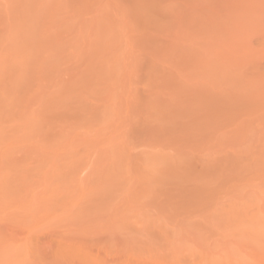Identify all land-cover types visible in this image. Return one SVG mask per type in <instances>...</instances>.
<instances>
[{
	"label": "rangeland",
	"instance_id": "obj_1",
	"mask_svg": "<svg viewBox=\"0 0 264 264\" xmlns=\"http://www.w3.org/2000/svg\"><path fill=\"white\" fill-rule=\"evenodd\" d=\"M0 65V132L16 126L0 134V264L241 263L253 249L264 0H0Z\"/></svg>",
	"mask_w": 264,
	"mask_h": 264
},
{
	"label": "bare ground",
	"instance_id": "obj_2",
	"mask_svg": "<svg viewBox=\"0 0 264 264\" xmlns=\"http://www.w3.org/2000/svg\"><path fill=\"white\" fill-rule=\"evenodd\" d=\"M25 20H26V19H25ZM26 22H27V21H26ZM20 24H21V23H20ZM23 24H24V23H23ZM28 24H29V23H28ZM16 26H17V25H16ZM19 26H20V25H19ZM21 27H22V26H21ZM18 28H19V27H18ZM14 29H15V28H14ZM22 29H23V28H22ZM24 29H25V28H24ZM50 29H51V27H50ZM15 30L18 31V30H20V29L17 30V27H16ZM20 31H21V30H20ZM14 32H15V31H14ZM25 32H26V30H25ZM25 32H24V34H25ZM27 32H28V31H27ZM29 32L31 33V31H29ZM29 32H28V34H29ZM15 33H17V32H15ZM22 33H23V32H22ZM13 34H14V33H13ZM24 34H23V35H24ZM28 34H27V36H28ZM43 34H44V33H43ZM15 36H16V35H15ZM30 36H31V35H30ZM30 36H29V38H30ZM32 36H34V35L32 34ZM35 36L37 37V35H35ZM36 37H35V41L38 40V39L36 40ZM45 37H46V36H45ZM10 38H11V37H10ZM15 38H16V37H15ZM21 38H22V37H21ZM38 38H39V37H38ZM33 39H34V37H33ZM8 40H10V39H8ZM8 40H7V41H8ZM13 40H14V39H13ZM15 40H16V39H15ZM17 40H19V38H18ZM23 40H24V39H23ZM23 40H22V41H23ZM31 40H32V38H31ZM46 40H47V39H46ZM46 40H45V41H46ZM7 41H5V42H7ZM28 41H30V40L28 39ZM28 41H25V42H28ZM38 41H39V40H38ZM43 41H44V40H43ZM45 41H44V42H45ZM16 42H17V41H16ZM8 43H9V42H8ZM19 44H20V43H19ZM21 44H22V43H21ZM4 45H5V44H4ZM4 45H3V46H4ZM7 45H8V44H7ZM7 45H6V46H7ZM9 45H10V43H9ZM9 45H8V46H9ZM23 45H24V44H23ZM33 45H34V44H33ZM24 46H27V45H24ZM19 47H20V50H21V45H19ZM28 47H30V45H29ZM6 48H7V47H6ZM8 48H9V47H8ZM8 48H7V49H8ZM7 49H6V50H7ZM22 50H23V48H22ZM9 51H10V50H9ZM13 51H14V50H13ZM13 51H12V52H13ZM15 51H16V50H15ZM17 51H18V50H17ZM23 51H24V50H23ZM23 51H22V52H23ZM49 51H50V50H49ZM10 52H11V51H10ZM8 53H9V52H8ZM16 54H18V53L16 52ZM20 54H21V53H20ZM22 54L24 55V52H23ZM48 54H50V53H48ZM7 55H8V54H7ZM7 55H6V56H7ZM11 55H13L12 57H14V54H11ZM28 56H29V54H28ZM25 57H26V56H25ZM46 57H47V56H46ZM49 57H50V56H49ZM10 58H11V57H10ZM21 58H22V57H21ZM4 60H5V59H4ZM4 60H3V61H4ZM7 60H8V59H7ZM9 60H10V59H9ZM15 60H16V59H15ZM13 61H14V60H13ZM13 61L11 60L12 64L15 65L16 63H14ZM19 61H20V60H19ZM4 62H5V61H4ZM9 64H10V63H9ZM17 64H18V63H17ZM17 64H16V66L19 65V64H18V65H17ZM14 65H13V66L11 65V66L14 67ZM0 66H2V65H0ZM6 66L11 67V66L8 65V64H7ZM4 67H5V65H4ZM8 67H7V68H8ZM21 67H22V66H21ZM17 68H18V67H17ZM23 68H24V67H23ZM23 68H21V69H23ZM12 69H13V68H12ZM15 69H16V67H15ZM0 70H2V69H0ZM8 70H10V69H8ZM2 71H3V70H2ZM6 72H7V71H6ZM12 72H13V71H12ZM20 72H21V71H20ZM8 73H9V71H8ZM0 74H2L1 77H3V76L6 77V74L3 75L4 72L2 73V72L0 71ZM10 74H11V73H10ZM13 74H14V73H13ZM13 74H12V75H13ZM9 76H10V75H9ZM9 76H8V77H9ZM13 77H14V76H13ZM13 77H12V78H13ZM16 77H17V76H16ZM9 78H10V77H9ZM12 78H11V79H12ZM13 79H14V78H13ZM3 80H5V79L3 78ZM10 81H11V80H10ZM13 82H14V80H13ZM10 84L12 85V84H14V83H10ZM15 84H16V82H15ZM11 85H10V87H11ZM17 85H18V84H16V87H17ZM13 87H14V86H13ZM10 90L12 91V88H10ZM13 90H14V89H13ZM15 90H16V89H15ZM17 90H18V89H17ZM17 90H16V91H17ZM12 93H13V92H12ZM15 93H16V92H15ZM15 93H14V94H15ZM16 94H17V93H16ZM12 97H13V96H12ZM255 98H256V97H255ZM248 99H249V98H248ZM251 100H252V99H251ZM1 101H2V100H1ZM249 101H250V100H249ZM252 101H253V100H252ZM248 106H250V105H248ZM251 106H252V105H251ZM250 108H251V107H250ZM249 110H250V111L253 110V106H252V108L249 109ZM249 110H247V111L250 112ZM1 111H2V110H1ZM3 111H4V110H3ZM7 111H8V110H7ZM9 111H10V110H9ZM9 111H8V112H9ZM15 111H17V110H15ZM18 111H20V110H18ZM18 111H17L16 113H18ZM30 111H31V110H30ZM30 111H29V113H30ZM5 112H6V111H5ZM20 112H22V111H20ZM33 112H34V111H33ZM248 112H247V113H248ZM2 113H3V112H2ZM13 113H14V111H13ZM24 113H25V110H24ZM250 113H251V112H250ZM250 113H248V114H250ZM3 114H4V113H3ZM9 114H10V113H9ZM18 114H19V113H18ZM30 114H31V115L33 114L32 111H31ZM4 115H5V114H4ZM6 115H7V114H6ZM15 115H16V114H15ZM26 115H27V114H26ZM26 115H25V116H26ZM31 115H30V116H31ZM12 116H13V115H12ZM16 116L18 117V115H16ZM30 116H28L29 119L32 118L31 120H33V117H32L33 115L31 116V118H30ZM8 117H10V116H8ZM19 117H20V118L22 117L21 114H20ZM10 118L12 119V117H10ZM23 118H24V117H23ZM25 118L27 119V117H25ZM18 119H19V118H18ZM18 119H17V120H18ZM12 120H13V119H12ZM17 120H16V123H17ZM23 120H25V119H23ZM20 121H21V119H20ZM25 121H26V120H25ZM25 121H24V122H25ZM13 122L15 123V120H13ZM13 122H12V125L14 124ZM21 122H23V121H21ZM27 122H28V121H27ZM30 122H31V121H30ZM30 122L28 123V125L32 124V123H30ZM32 122H33V121H32ZM18 123H19V124H17V125H18V126H19V125L21 126V124H20L19 121H18ZM25 123H26V122H25ZM23 125H24V124H23ZM130 125H131V124H130ZM20 126H19V127H20ZM31 126H32V125H31ZM31 126H30L29 128H31ZM132 126H133V125H132ZM0 127H1V126H0ZM9 127H12V128H9ZM9 127H6L7 132H8V129H11L12 131H14L13 129H15L14 127H16V126L14 125V127H13V126H11V123H10V126H9ZM21 127H22V126H21ZM27 127H28V126H27ZM17 128H18V127H17ZM25 128H26V127H25ZM29 128H27L28 130H27V129H24V132H20V131H19V132H20V133H26V134H27V132L30 131ZM2 129H3V128H1V131H2L4 134L7 133V132H4V131H6V130L3 129V130H4V131H3ZM19 130H20V129H19ZM25 130H26V132H25ZM22 131H23V128H22ZM144 131H145V130H144ZM2 132H0L1 135H2ZM14 132H16V129H15ZM17 132H18V129H17ZM11 133H12V132H11ZM145 133H146V132H144L143 134H145ZM8 134H9V133H8ZM13 134H14V133H13ZM141 134H142V133H141ZM148 134H149V133H148ZM9 135H11V134H9ZM22 135H23V134H22ZM25 136H26V135H25ZM9 137H11V136H9ZM141 137H142V136H141ZM147 137H148V135H147ZM143 139H144V138H143ZM143 139H141V140H143ZM148 139H149V138H148ZM152 139H153V138H152ZM160 139H161V138H160ZM160 139L158 138L157 140H160ZM150 140H151V137H150ZM145 141H146V140H145ZM148 141H149V140H148ZM148 141H147V143H148ZM152 141H153V140H152ZM152 141H150V142H151L152 144H154ZM158 142H159V141H158ZM160 143H162V142L160 141ZM160 143H159V144H160ZM145 144H146V142H145ZM152 144H151V146H152ZM149 145H150V144H149ZM149 145H147V146H149ZM155 145H156V143H155ZM13 147H16V146H13ZM152 147H154V146H152ZM152 147H150V148H152ZM155 147H156V146H155ZM150 148H149V149H150ZM6 149H8V150L10 151L9 148H6ZM14 149H15V148H14ZM17 149H18V148H17ZM154 149H155V148H154ZM248 149H249V148H248ZM8 150H7V152H9ZM11 150H13V148H12ZM257 151H258V150H257ZM7 152H6L5 154H7ZM16 152H17V151H16ZM248 152H250V151H248ZM251 152H252V151H251ZM1 153H2V152H1ZM11 153H12V151H11ZM11 153H9V154H7V155L10 156ZM227 153H228V152H226V154H227ZM5 154H4V156H5ZM147 154H148V153H147ZM247 154H248V153H247ZM257 154H258V156H257V158H255L254 160L252 159V157H250V160H248V162H247V166H249L250 164L252 165L253 163H254V164L256 163L255 166H257V167H256L255 169H258L260 172H262V170H261L262 167H261V166L264 165V163H263V165H262V162L264 161V159L261 158L262 161H259V160H260L259 152H257ZM250 155H251V154H250ZM250 155H248V156H250ZM0 156H1V155H0ZM146 156H147V155H146ZM146 156H145V157H146ZM248 156H246V157H248ZM7 157H8V156H7ZM7 157H6V158H7ZM145 157H144V159H145ZM228 157H229V156H228ZM0 158H1V157H0ZM3 158H4V157H3ZM6 158H4V159H6ZM8 158H9V157H8ZM201 158H202V157H201ZM201 158H200V159H201ZM129 159H130V158H129ZM203 159H204V158H203ZM225 159H226V158H225ZM219 160H220V159H219ZM219 160H218V161H219ZM200 161H201V160H200ZM202 161H203V160H202ZM223 161H224V159H223ZM223 161H222V162H223ZM226 161H227V160H226ZM226 161H225V162H226ZM228 161H229V160H228ZM228 161H227V162H228ZM127 162H128V161H127ZM127 162H126V163H127ZM260 162H261V163H260ZM128 164H129V163H127L126 165L128 166ZM133 164H134V163H133ZM142 164H143V163H142ZM142 164H141V165H142ZM144 164H145V163H144ZM144 164H143V165H144ZM228 164H229V163H227L226 165H228ZM254 164H253V165H254ZM259 164H260V166H259ZM124 165H125V163H124ZM130 165H131V164H130ZM145 165H146V164H145ZM127 166H125V167H127ZM201 166H202V165H201ZM201 166H199V167H201ZM129 167H130V166H129ZM202 167H204V166H202ZM202 167H201V168H202ZM251 167H252V166H251ZM251 167H249V168H251ZM263 167H264V166H263ZM127 168H128V167H127ZM145 168H146V167H145ZM253 168H254V167H253ZM128 169H129V168H128ZM128 169L125 168L126 171H127ZM147 170L149 171L148 167H147ZM147 170H146V172L148 173ZM246 171H247V174H248L249 171H248V170H246ZM253 171H254V170H253ZM255 172H256V170H255ZM127 173L129 174V170L127 171ZM127 173H126V174H127ZM257 173H258V172H257ZM263 173H264V172H263ZM261 174H262V173H261ZM132 175H133V174H132ZM256 175H257V174H256ZM135 176H136V175H134V177H135ZM253 176H254V174H253ZM253 176H251V177H253ZM258 176H259V175H257V177H258ZM109 177H110V176H109ZM132 177H133V176H132ZM138 177H139L140 180H141V178H143V177H144L143 179H145L146 176H143V177H142V175H139ZM257 177H254V178H257ZM111 178H112V177H111ZM139 178H138V179H139ZM147 178H148V177H147ZM147 178H146V180L149 179V178H148V179H147ZM247 178H248V176H247ZM122 179H123V178H122ZM134 179H135V178H134ZM136 179H137V178H136ZM143 179H142V180H143ZM258 179H259V178H258ZM119 180H120V178H119ZM248 180H250V179H248ZM143 181H144V180H143ZM148 181H149V180H148ZM148 181H147V182L144 181V182H146V185L148 184ZM250 181H251V180H250ZM250 181H248V182H250ZM115 182H117V179H116ZM125 182H126V181H125ZM125 182L122 181V185H121L122 187L125 185ZM135 182H136V181H135ZM138 182H139V181H138ZM123 183H124V184H123ZM118 184H119V182L117 183V185H118ZM126 184H127V183H126ZM119 185H120V184H119ZM119 185H118V187H119ZM129 185H130V183H129L127 186H129ZM142 185H143V184H142ZM142 185H141V186H142ZM113 186H114V185H113ZM121 186H120V187H121ZM127 186H125V187H127ZM115 187H116V186H114V188H115ZM144 187H145V186H144ZM116 188H117V187H116ZM116 188H115V189H116ZM128 188H129V187H128ZM130 188H131V187H130ZM117 189H118V188H117ZM131 189H132V188H131ZM123 190H124V187H123ZM194 190H195V185H194ZM127 191L129 192L128 189H127ZM131 191H132V190H131ZM118 192H120V191H118ZM124 192H125V191H124ZM193 192H194V191H193ZM259 192H260V191H258L257 193H259ZM261 192H262V191H261ZM121 193H122V192H121ZM133 193H134V192H133ZM133 193H132V194H133ZM129 194H130V192H129ZM132 194H131V196H132ZM123 195H125V194H123ZM134 195H135V194H134ZM134 195H133V196H134ZM257 195H258V194H257ZM263 196H264V195L262 194V197H263ZM126 198H127V197H126ZM126 198H125V200H127ZM130 198L133 199L132 197H129L128 199L131 200ZM122 199H123V198H122ZM250 199H252V198H249V200H247L248 202H246V203H249ZM260 199H263V198H260ZM263 200H264V199H263ZM122 201L125 202L124 200H122ZM132 201H133V200H132ZM240 201H242V200H240ZM126 202H127V201H126ZM118 203H119V202H118ZM128 203H129V202H128ZM141 203H142V202H141ZM159 203H160V202H159ZM254 203H256V206H257V205L259 206V204H260V206H261V203H259V201H258V204H257V202H255V201H254ZM254 203H253V205H255ZM123 204H124V203H123ZM135 204H136V203H135ZM142 204H143V203H142ZM157 204H158V203H157ZM157 204H156V205H157ZM127 205H129V204H127ZM137 205H138V204H137ZM137 205H136V206H137ZM144 205H145V204H144ZM160 205H161V204H160ZM262 205H264V204H262ZM115 206H116V205H115ZM122 206H123V205H122ZM129 206H130V205H129ZM249 206H251V205H249ZM256 206H255V208H256ZM258 206H257V208H259ZM156 207H158V206H156ZM115 208H116V207H115ZM159 208H160V207H159ZM246 208H247V207H246ZM251 208H252V206H251ZM255 208H254V209H255ZM125 209H126V208H125ZM128 209H129V208H128ZM259 209H260V208H259ZM259 209H258L259 212H260V211H261V212L264 211V210L262 211V209H261V210H259ZM248 210H250V208H249ZM256 210H257V209H255V210L252 211V212L249 211L250 214H252V213H253V214H252L251 216H250V215H249V216L246 215V216L248 217V219H249V218H253V217L255 216L256 213H257V214L259 215V217H260L261 212H260V214H259L258 211H256ZM130 211H132V209H130ZM240 211H241V210H240ZM244 211H245V210H243L242 212H244ZM246 211H247V210H246ZM127 212H128V211H127ZM249 212H248V213H249ZM254 212H255V213H254ZM128 213H129V212H128ZM130 213H131V212H130ZM130 213H129V214H130ZM245 213H246V212H245ZM248 213H247V214H248ZM132 214H133L134 217H135L134 212H133ZM240 214H241V213H240ZM257 214H256V217H257ZM126 215H127V214H126ZM133 215H132V216H133ZM158 215H160V214L158 213ZM238 215H239V214H238ZM243 215H245V214H243ZM243 215H242V216H243ZM246 216H245V217H246ZM129 217H130V216H129ZM129 217H128V218H129ZM239 217H241V215H240ZM256 217H255V218H256ZM123 218H124V217H123ZM125 218H126V217H125ZM131 218H132V217H131ZM242 218H243V219H242V220H243L242 223H243V222H244V217H242ZM255 218H253V219H249V220L252 222V220L255 221ZM257 218H258V217H257ZM257 218H256V220H257L258 223H259V228L256 227V229H255V228L253 227L254 225L257 226V223H256L257 221H255L256 224L253 223V222L251 223V222L248 221V220L246 221V223H247V222H250V223H248V224L245 223V225H247V227H248L249 225L252 227V228H249L248 230L246 229L247 231H249L250 229H251L250 231H252L253 228H254V231H257V229H258V231L256 232L257 234H254L255 232H253V233L251 234V236H250V237L255 236V237H253V238H255V243H254L255 248H254V245L250 242L249 245L252 246L253 249H252L251 251H249L250 253H247L246 255L244 254V255H245L244 257L241 256V259L238 257V258L240 259V261H242L241 263H240V262L237 263L236 260L233 261V258H231V256H232V252H230L229 255H227V253H225V255H224L225 258L223 259V257H224V256H223L222 259L225 260V259L227 258L226 256H228V258H229V257H230V258H229V259L227 258V261H223V260L221 259V264H264V212L261 214L260 219H257ZM134 219H135V218H134ZM134 219H132V221H130V222H135L136 220H134ZM159 219H162V217L159 218ZM246 219H247V218H246ZM125 220H126V219H125ZM127 220H128V219H127ZM129 220H130V218H129ZM156 220H157V219H156ZM240 221H241V220H240ZM125 222H126V221H125ZM157 222H158V220H157ZM243 224H244V223H243ZM252 224H253V225H252ZM240 225H241V223H240ZM240 225H239V219H238V226L240 227ZM142 228H143V227H142ZM144 228H145V227H144ZM242 228H245V227H242ZM141 230H142V229H141ZM143 230H144V229H143ZM243 230H244V229H243ZM146 233H147V232H146ZM245 233H246V232H245ZM138 234H139V233H138ZM143 234H144V233H143ZM253 234H254V235H253ZM140 235L142 236V234H140ZM257 236H259V237H258V239L256 240ZM247 237H248V236H247ZM250 237H249V238H250ZM143 238H144V237H143ZM239 239H240V238H239ZM249 240H250V239H249ZM249 240H248V239H247V240L245 239V241H247V242H249ZM243 241H244V239H243ZM245 243H246V242H245ZM246 244H247V243H246ZM241 246H242V245H241ZM252 247H251V248H252ZM243 248H244V247H243ZM251 248H250V249H251ZM239 249H240V248H239ZM239 249H237V251H239ZM241 249H242V248H241ZM244 249H245L246 251H248L246 248H244ZM242 250H243V249H242ZM229 251H231V250H229ZM246 251H245V252H246ZM245 252H244V253H245ZM237 253H238V252H237ZM240 253H241V252H239L238 255H240ZM82 255H83V256H81L80 259H82L81 261H83L85 264H92V262L94 263V261L91 260L88 256H85L84 254H82ZM236 255H237V254H236ZM241 255H242V254H241ZM137 256H138V255H137ZM233 256H234V252H233ZM131 257L134 258V259H139V258L141 257V255H140V257H136V258H135L133 255H132V256L130 255V259H132ZM150 257H151V256H150ZM125 258H127V257H125ZM146 258H148V259L150 260L149 257H146ZM152 258H153V257H152ZM152 258H151V259H152ZM93 259H94V258H93ZM130 259L128 260V258H127L126 261H125V259H124L123 261H120V262H123L124 264H126V262H127V261H130ZM142 259H143V257H141V258L139 259L140 262H138V263L136 262V264L142 263V261H141ZM156 259H157V258H156ZM156 259H154V263H155V260H156ZM204 259H205V258H204ZM242 259H243V260H242ZM143 260H144V259H143ZM145 260H146V259H145ZM149 260H148V261H149ZM98 261H99V260H98ZM136 261H137V260H136ZM146 261H147V260H146ZM150 261H152V260H150ZM222 261H223V262H222ZM95 262H96V261H95ZM143 262H145V261H143ZM156 262H157L156 264H160V263H161V262L158 263L157 260H156ZM216 262H217V261H216ZM216 262H214V264H217ZM219 262H220V261H219ZM219 262H218V264H220ZM84 263H83V264H84ZM117 263H118V262H117ZM131 263L134 264L133 262H131ZM131 263H130V264H131ZM147 263H148V264H154V263H150V262H147ZM94 264H99V263L96 262V263H94ZM119 264H120V263H119ZM127 264H129V262H127ZM145 264H146V262H145ZM161 264H163V263H161ZM165 264H168V263H165ZM169 264H170V263H169ZM172 264H177V263H172ZM210 264H211V263H210Z\"/></svg>",
	"mask_w": 264,
	"mask_h": 264
}]
</instances>
